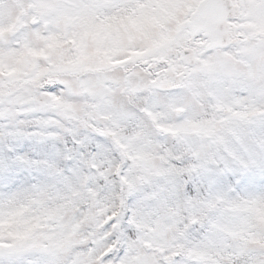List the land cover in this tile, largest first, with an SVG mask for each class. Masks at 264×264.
Here are the masks:
<instances>
[{"label":"snow or ice","instance_id":"obj_1","mask_svg":"<svg viewBox=\"0 0 264 264\" xmlns=\"http://www.w3.org/2000/svg\"><path fill=\"white\" fill-rule=\"evenodd\" d=\"M0 264H264V0H0Z\"/></svg>","mask_w":264,"mask_h":264}]
</instances>
